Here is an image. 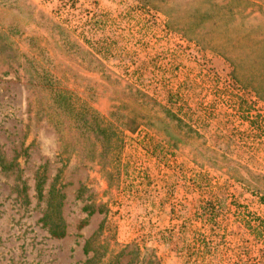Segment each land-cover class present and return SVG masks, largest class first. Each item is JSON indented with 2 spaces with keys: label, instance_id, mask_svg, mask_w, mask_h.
<instances>
[{
  "label": "rangeland",
  "instance_id": "rangeland-1",
  "mask_svg": "<svg viewBox=\"0 0 264 264\" xmlns=\"http://www.w3.org/2000/svg\"><path fill=\"white\" fill-rule=\"evenodd\" d=\"M5 4L31 15L32 31L0 25L12 51L97 112L110 146L57 124L49 88L38 101L0 58V264H264V205L242 181L264 186V0ZM112 86L168 109L218 165L142 119L128 127L139 114Z\"/></svg>",
  "mask_w": 264,
  "mask_h": 264
},
{
  "label": "trees",
  "instance_id": "trees-1",
  "mask_svg": "<svg viewBox=\"0 0 264 264\" xmlns=\"http://www.w3.org/2000/svg\"><path fill=\"white\" fill-rule=\"evenodd\" d=\"M31 19L30 13H28L23 7L18 5H0V25L3 27H6V25L14 26L15 28L17 26H20L24 28L26 31H32L31 26L25 25L24 21H27ZM0 26V27H1ZM53 46L55 47L54 53L57 52L56 56L61 58L62 52L60 46L58 45L56 40H53ZM61 52V53H60ZM0 58L4 60V64L6 63L8 67H16L17 69H23V73L26 75V81L28 88L35 89V94H37L38 101H42V94L45 93V88H49L50 90V98L51 103H49L52 110H57V114L59 115L56 118L57 124H63L66 127H72L79 135L94 136V143H97V146L95 148H109L110 146V138L108 134V130L105 126H103V121L101 120V117L97 112H95L92 109H89L87 107L82 106L81 104H77L76 101L71 99V96L68 94V96H65L66 90H61L57 88L53 80L51 78V75L47 72L46 69L33 66L31 67L30 59H28L26 56H20L12 51V49L9 46V41L7 39V36L3 35L2 30L0 29ZM69 61V60H68ZM64 63V62H63ZM66 66L70 69H73L69 66V64ZM40 70V71H39ZM75 72V74L79 75L76 70H72V72ZM34 72V74H33ZM82 78H85L82 76ZM88 80L89 77H86ZM85 78V79H86ZM45 79V80H44ZM44 80V81H43ZM95 80V79H91ZM111 93L121 95V92L114 86L110 89ZM64 94V95H63ZM64 97L66 98L69 106H64L60 103V100H63ZM120 100H122L124 105H127L130 113L139 114L135 115L131 118H127L128 127L131 129L136 128L138 123V118L144 120V122L153 128H156L158 130H161L165 133V136H168L170 140H172L174 143H181V144H189L193 147L194 151L201 157L206 163L211 164L213 166L218 165V158L216 157V154L208 149V148H199L197 144L189 143V137L190 132L193 131L191 127H189V131L187 133H183L180 130H176L175 128L181 129V119L172 114L168 109H166V112L163 113L165 117H159L151 114L149 108L145 105V103L141 101H137L134 99H131L125 95L118 96ZM53 103V104H52ZM53 105V107H52ZM61 113V115L59 114ZM73 122V123H72ZM75 123V124H74ZM94 128V131H93ZM104 150H101L100 152H103ZM99 152V153H100ZM232 166L229 167L232 171H234L237 174H241L242 168L239 166H236V164H231ZM221 167V164L220 166ZM43 179L40 178L37 180V191L38 194H41V185ZM247 185L252 186L254 189L257 190L259 193L258 200L259 202L264 205V186L255 178L252 176L247 175V178H243L242 180ZM82 225V224H81ZM52 235L62 237L64 232H56L52 231ZM89 242L86 241L84 244V252L87 253L90 249ZM82 264H94L91 258H87Z\"/></svg>",
  "mask_w": 264,
  "mask_h": 264
}]
</instances>
